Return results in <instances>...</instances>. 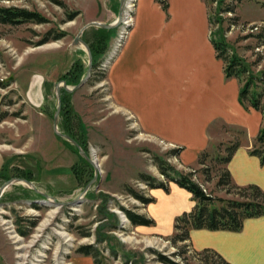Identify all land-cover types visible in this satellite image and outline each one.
<instances>
[{"label": "rangeland", "instance_id": "374dc122", "mask_svg": "<svg viewBox=\"0 0 264 264\" xmlns=\"http://www.w3.org/2000/svg\"><path fill=\"white\" fill-rule=\"evenodd\" d=\"M58 1L64 6L52 0H0V6L26 8L46 19L43 23H0V186L21 178L57 201L79 198L73 203L57 204L26 182L14 181L6 186L0 195V264H94L89 255L79 251L90 244L99 251L100 264H166L159 260V254L181 264H205L208 253L198 254L203 248L197 249L191 238L175 244L170 240L175 232V216L189 211L193 200L190 192L167 181L159 172L155 157L184 173L193 172V180L212 196L236 197L216 185L224 166L216 159V151L219 148L224 155L226 146L245 141V130L238 125H213L210 132L216 141L205 149L209 155L203 165L195 158L199 147L195 138H185L186 150L180 154L185 146L169 144L145 132L132 114L115 106L107 71L119 30L123 27L126 31L123 44L133 27L136 1L125 9L117 27L92 25L84 29L80 38L99 53L97 64L79 88L67 91L60 87L58 129L75 135L71 137L94 165L89 163L74 144L54 132V84L66 82L63 75L78 60L84 70L81 78L85 75L87 50L82 43L73 44V40L88 22H114L120 0ZM191 1L202 29L203 9ZM261 2L264 0H243L235 10L237 24L228 20V13H219L226 18L223 24L213 22L208 28L209 34L223 27L228 42L249 62H254L259 52L262 60L253 65L255 71L264 68V47H255V39L244 36L257 31L250 28L253 24H262L246 20L264 15ZM205 5L207 15L215 18L216 2ZM61 31L64 35L54 39ZM33 83H37L35 93L31 92ZM248 121L252 122L250 116ZM174 149H178L177 154L172 152ZM140 173L166 182L168 191L150 187L140 180ZM125 185L153 201L142 203L126 192ZM121 207L153 223L134 224ZM126 257L129 259L124 262Z\"/></svg>", "mask_w": 264, "mask_h": 264}, {"label": "crops", "instance_id": "0c3cea01", "mask_svg": "<svg viewBox=\"0 0 264 264\" xmlns=\"http://www.w3.org/2000/svg\"><path fill=\"white\" fill-rule=\"evenodd\" d=\"M167 2L164 11L156 0H137L133 27L107 71L115 106L169 144L185 146V138H195V158L216 141L213 125L241 126L247 139L239 142L226 167L235 184H256L264 191V164L249 152L261 113L245 110L238 100L239 81L225 77L209 39L205 3L193 0L203 9L201 29L191 0ZM246 20L262 23L264 15ZM190 238L197 249L211 248L231 264H264V215L245 219L239 231L192 229Z\"/></svg>", "mask_w": 264, "mask_h": 264}, {"label": "trees", "instance_id": "16d2710c", "mask_svg": "<svg viewBox=\"0 0 264 264\" xmlns=\"http://www.w3.org/2000/svg\"><path fill=\"white\" fill-rule=\"evenodd\" d=\"M52 1L64 6L61 1ZM156 1L161 5L163 10L168 8L167 0ZM203 1L205 4H207V2H216L217 4L215 18L208 15L209 26L213 22L223 24L226 18L224 19V17L219 15V13H228L231 16L228 17V20L232 21L234 24L239 22V16L235 14V10L239 3L243 0ZM72 17L73 16L70 15L69 19ZM21 22L43 23L46 22V19L38 12L28 10L26 8L16 6H0V23L18 24ZM250 28H255L257 31L253 34H247L244 37H253L255 39V47H264V20L260 26L253 24ZM102 31L107 30L102 29ZM64 33L65 32L63 31L59 32L54 36V39L62 37ZM212 33L213 32L210 31L209 39L215 50L216 57L222 61L223 73L225 77H235L239 81V102L246 108L258 110L264 119V104L262 103V97L264 94V68L258 71L252 69L253 65L258 64L262 60V56H260L259 52H256V60L254 62H249L246 58L240 56L235 51L233 45L228 42L225 37V29L223 27L220 28L219 31L217 30L215 33ZM44 41L45 40L39 43H43ZM89 46L92 53V67L94 68L97 64L99 53L96 52V49L91 44ZM83 71V65L81 61L78 60L73 63L67 73L63 75V79L66 80L67 84H77L84 73ZM67 121L70 122L68 119ZM68 134L72 137L75 136L70 133ZM81 142L82 141H80V143ZM238 146V141L226 146L224 155L220 154L219 148H217L218 151H216V159L224 164L220 170V174L218 175L216 185L217 187H224L227 193L236 196L230 198L212 196L211 193L207 192L204 187L193 180V172L184 173L177 170L168 161L161 158L156 159L155 157V162L159 172L166 177L167 181H173L179 187L190 192L191 199L193 200V205L189 211H184L176 215L174 218L175 232L170 237L172 243L175 244L177 242L189 240L190 230L192 229L239 231L242 228L245 219L264 215V191L256 184H235L231 178L229 170L226 167L228 161ZM177 150L174 149L172 152L177 154ZM249 152L257 156L260 162L264 164V121L260 125L252 141ZM208 155L209 152H207V150L201 151L198 155L197 161L204 165ZM82 160L86 162L83 158ZM139 178L152 188L158 187L168 191L167 183L158 181L156 177L151 174L140 173ZM125 190L142 203L153 201V198L145 196L129 185H125ZM121 208L124 210L125 215L134 224L153 223L151 219L142 214L123 207ZM79 251L84 255H89L94 264H100V260L98 258L99 251L92 244L81 246ZM111 251L112 253L114 252V254L116 253L113 249H111ZM197 253H208L206 255L207 258L205 260V264H231L221 254L211 248H203ZM158 258L166 264H181L161 254H159ZM128 259L129 257H126L124 262ZM209 259L213 261L209 262Z\"/></svg>", "mask_w": 264, "mask_h": 264}, {"label": "water", "instance_id": "95a60500", "mask_svg": "<svg viewBox=\"0 0 264 264\" xmlns=\"http://www.w3.org/2000/svg\"><path fill=\"white\" fill-rule=\"evenodd\" d=\"M126 0H120L119 2V11H118V16H117V19L112 22V23H103V22H98V21H91V22H88L86 23L81 29L80 31L78 32V34L75 36L74 40H73V44L77 45L78 43H82L86 50H87V54H88V66H87V69H86V73L85 75L80 79V81L75 84L74 86H71L69 87L66 82L64 80L62 81H59V82H56L54 84V87H55V92H56V98H57V104H56V110L53 114V129H54V132L62 137V138H65L66 140L70 141L72 144H74L78 150H79V153L91 164H93V161L89 158V156L85 153V151L80 147L79 143L73 139L70 135L66 134V133H63L62 131H60L58 129V125H57V120H58V114H59V111H60V106H61V95H60V87L62 86L64 89H66L67 91H73L77 88H79L80 86H82L87 78L89 77L90 75V72H91V69H92V54H91V51H90V48L89 46L87 45V43L80 38L81 34L83 33L84 29L88 26H99V27H104V28H114V27H117L120 22H121V19H122V14L125 10V5H126ZM94 165V164H93ZM14 181H23V182H26L27 184H29L35 191L39 192V190L35 187L34 184H32L31 181L29 180H26V179H21V178H12L10 180H7L5 181L4 183H2V185L0 186V195L2 194L3 190L5 189L6 186H8L9 184H11L12 182ZM91 183V182H90ZM89 184H87L85 187H84V191L89 187ZM41 193L43 196L45 197H48L50 198L51 200H55L54 196L52 195H49L47 193H43V192H39ZM79 197L76 198V200H72V201H66V202H60V201H57L55 200V202L58 204V203H65V204H69V203H73L74 201H77Z\"/></svg>", "mask_w": 264, "mask_h": 264}, {"label": "built area", "instance_id": "2783aa9c", "mask_svg": "<svg viewBox=\"0 0 264 264\" xmlns=\"http://www.w3.org/2000/svg\"><path fill=\"white\" fill-rule=\"evenodd\" d=\"M127 2H126V5H125V9L127 10V8H129L131 5L132 6H134V4H135V2L137 1V0H126ZM130 9V8H129ZM124 14H125V10H124ZM126 17V15H124V18ZM126 20V19H125ZM124 20V21H125ZM124 28L122 27V29H120L119 30V33H118V37H117V39H116V42H115V55H113V59H114V57L116 56V54L118 53V50H119V48L121 47V44H122V40H123V37H124V33L126 32V31H124L123 30ZM114 50V49H113ZM117 51V52H116ZM111 58V61L113 60Z\"/></svg>", "mask_w": 264, "mask_h": 264}, {"label": "bare ground", "instance_id": "6f19581e", "mask_svg": "<svg viewBox=\"0 0 264 264\" xmlns=\"http://www.w3.org/2000/svg\"><path fill=\"white\" fill-rule=\"evenodd\" d=\"M50 201V200H49Z\"/></svg>", "mask_w": 264, "mask_h": 264}]
</instances>
